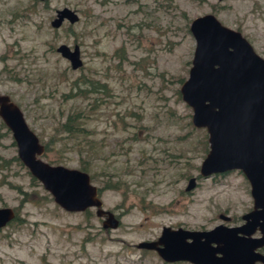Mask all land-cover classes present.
Wrapping results in <instances>:
<instances>
[{
  "label": "rangeland",
  "instance_id": "374dc122",
  "mask_svg": "<svg viewBox=\"0 0 264 264\" xmlns=\"http://www.w3.org/2000/svg\"><path fill=\"white\" fill-rule=\"evenodd\" d=\"M64 6L79 18L55 27ZM206 12L264 57V0H0V92L41 142L52 139L40 157L88 164L102 206L119 218L104 228L94 207H60L21 162L0 118V206L19 217L0 228V264H192L166 262L136 243L155 239L164 225L243 222L252 206L247 178L239 168L199 174L208 133L192 124L179 90L195 45L189 24ZM61 43L79 44L81 66L56 51ZM89 80L100 85L82 95L77 86ZM71 111L85 114L89 143L59 132ZM190 176L196 184L186 190Z\"/></svg>",
  "mask_w": 264,
  "mask_h": 264
},
{
  "label": "water",
  "instance_id": "95a60500",
  "mask_svg": "<svg viewBox=\"0 0 264 264\" xmlns=\"http://www.w3.org/2000/svg\"><path fill=\"white\" fill-rule=\"evenodd\" d=\"M78 20V13L64 6L56 10L51 24L64 19ZM189 30L195 45L188 76L180 85L182 99L191 107V122L208 133V151L199 174L210 176L239 168L251 183L253 207L242 215L238 225L218 223L209 229L162 226L155 239L141 240L139 248L152 249L166 262L192 264L264 263V57L239 29L229 27L213 12L191 19ZM72 68L82 65L80 46L61 43L56 47ZM0 118L10 129L17 156L29 172L67 211L94 207L103 217L104 228L117 227L119 218L102 206L98 186L89 172L78 167L52 164L40 157L45 145L28 125L20 106L9 94L0 92ZM190 176L186 190L194 187ZM11 206H0V228L14 217ZM223 220L230 217L219 215ZM255 226L260 235L252 236Z\"/></svg>",
  "mask_w": 264,
  "mask_h": 264
},
{
  "label": "trees",
  "instance_id": "16d2710c",
  "mask_svg": "<svg viewBox=\"0 0 264 264\" xmlns=\"http://www.w3.org/2000/svg\"><path fill=\"white\" fill-rule=\"evenodd\" d=\"M85 83V82H84ZM99 81H93V80H89V83L84 85V87H81L80 85L77 86L78 91L82 94V95H86L87 92H91V91H95L97 89V87L99 86ZM85 116V114L80 113V111H71L69 112L65 119L61 122H59V132H64L67 133L69 136L73 137V138H77L79 137V135H82L80 138L83 140L84 143H89V139L88 136L86 135V130L87 128L84 126L82 119ZM2 124L4 125L5 123L2 121ZM52 139L50 140H46L44 143L45 145V149L44 151L50 149V145H52ZM45 154V152H43ZM42 153V154H43ZM16 159L18 160V158L16 157ZM80 169H83L87 172H89L90 170V166L88 164H81V166L79 167ZM91 179H94V175L90 174ZM34 180L35 178L32 177ZM107 187H112L113 185H109L106 184ZM101 188L98 187V191H100ZM18 214H15V217L10 221H14V220H18Z\"/></svg>",
  "mask_w": 264,
  "mask_h": 264
},
{
  "label": "flooded vegetation",
  "instance_id": "af4514ba",
  "mask_svg": "<svg viewBox=\"0 0 264 264\" xmlns=\"http://www.w3.org/2000/svg\"><path fill=\"white\" fill-rule=\"evenodd\" d=\"M241 170V169H240ZM242 171V170H241ZM224 172H226V171H224ZM224 172H218V173H215V174H224ZM244 174V173H243ZM247 182H248V184H249V192H250V195H251V198H252V206H251V208L253 207V202H254V198H253V196H252V193H251V183H250V181L248 180V178H247ZM250 208V209H251ZM249 209V210H250ZM248 210V211H249ZM248 211H245L244 213H246V212H248ZM244 213H242L241 214V218H242V220H243V222L245 221V219H243V217H242V215L244 214ZM229 216V215H228ZM230 217V216H229ZM226 221V220H225ZM228 221V220H227ZM243 222H241V223H243ZM240 223V224H241ZM238 225V224H237ZM258 235H260V230H259V228H258V226H255V230L253 231V233H252V236H258ZM258 251L259 252H261V253H264V245L262 246V247H260V248H258ZM258 264H264L263 262H261V261H258Z\"/></svg>",
  "mask_w": 264,
  "mask_h": 264
}]
</instances>
